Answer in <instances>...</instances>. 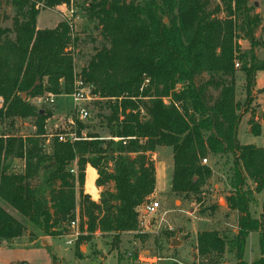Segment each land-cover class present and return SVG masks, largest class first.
<instances>
[{
  "label": "trees",
  "instance_id": "obj_1",
  "mask_svg": "<svg viewBox=\"0 0 264 264\" xmlns=\"http://www.w3.org/2000/svg\"><path fill=\"white\" fill-rule=\"evenodd\" d=\"M86 1L81 7L104 44L74 73L75 57L67 48L78 47L79 32L72 40L64 23L36 28L41 10L71 0H0V119L12 125L34 118L36 129L27 137L0 135V200L45 236L60 235L58 227L79 206L89 232L114 233L117 240L137 230V209L155 192L149 155L158 147L172 149L170 192L185 198L199 197L212 176L201 160L219 156L231 165L225 203L237 213L236 231L231 237L216 230L200 232L195 257L200 264L232 253L235 264H247L246 239L256 232L260 257L250 264H264V148L240 144L238 128L245 113L235 99L236 62L244 74L246 101L255 90L257 72H264V59L257 57L264 41L255 36L262 16L249 0ZM37 3L43 8L35 9ZM4 7L13 12L10 27L1 25L7 19ZM88 40L94 42L91 34ZM241 40L249 43L247 50L241 49ZM77 80L98 98L91 105L98 110L99 127L118 141L103 139L76 120L74 132L86 131V140L61 143L55 137L46 146L45 126L52 113L35 109L29 99L71 95ZM248 125L260 135L261 126L252 117ZM16 159L23 161L20 172L14 169ZM73 165L77 180L70 173ZM87 166L96 170V186L104 188L99 203L83 191ZM256 194L263 195L258 218L250 212L258 204ZM25 232V224L0 205V241Z\"/></svg>",
  "mask_w": 264,
  "mask_h": 264
},
{
  "label": "rangeland",
  "instance_id": "obj_2",
  "mask_svg": "<svg viewBox=\"0 0 264 264\" xmlns=\"http://www.w3.org/2000/svg\"><path fill=\"white\" fill-rule=\"evenodd\" d=\"M85 1L77 0L76 2L80 6L78 9L80 10L81 20L77 31L79 32L81 42L77 48L74 46L73 51L70 52L75 57L73 63L75 67L74 73H79L87 60L104 44L100 37L99 29H95V23L88 22L87 16L84 14V8L81 6L85 4ZM249 4L253 5L254 12L263 18L264 0H249ZM3 12L7 15V19L1 25L2 27H10L13 12L10 7H4ZM220 16H223V14ZM54 20H57L55 22L57 25L62 23L56 12L43 9L37 17V26L45 27L52 21L54 22ZM84 29L87 30V33L83 32ZM88 34H91L94 42L88 40ZM255 36L260 41H264V18ZM84 40L86 41L85 43ZM239 45L242 50L249 48V43L244 40L239 41ZM257 57L260 60L264 59V48L257 49ZM236 64L235 99L240 106V112H244V116L248 120L252 117L256 124H261V133L259 136H255L249 132L248 120L243 118L241 120L239 140L242 145L252 144L264 148V91L256 90L255 86V90L249 101H246L244 74L239 70V63L236 62ZM255 85L257 84L255 83ZM48 94L51 93H45L29 99V102L35 109H44L52 113L45 126L46 135L48 136L45 141L46 146L49 145L50 141L57 134L75 129V125L68 124V119L73 114L74 108L72 99L67 95H54V104H50L44 101ZM86 107L89 117H87L85 123L92 126L91 132H97L103 138L109 137L110 134L105 128L99 127L100 120L97 117L98 110L95 108V104L87 105ZM107 112L105 111V113ZM34 120V118L20 119L14 121L11 125L9 121L0 119V135L31 136L36 130ZM149 156L152 158L153 155ZM206 159L207 162L203 163L201 160V164L211 168L212 176L202 188V193L199 197L193 195L186 198L184 196H177L170 192L169 187L164 192L149 198V200L157 201L160 209L155 215L145 217V223L150 226L147 233L125 232L120 234L117 240H114L117 234L105 233L99 229L91 233L87 229V234L82 236L83 238L75 246H68L66 245V237L69 234L68 222H63L58 227L60 235H46L49 237L46 239L48 246L44 245L41 240L32 244L28 241L7 243L2 246L0 253L6 261L20 257L26 259V262L29 264H148L155 260L158 261V264H180L179 261L188 260L192 257L195 237L200 232L216 230L224 236L231 237L236 231L237 218L234 213L232 211L228 213L223 211V207L226 206L225 198L230 193L228 185L230 162L219 156H207ZM14 169L17 172L22 171L23 161L16 159L14 161ZM249 184L253 187L251 182ZM108 189H111V187H108ZM101 194L102 192L97 195L94 193L92 198L99 203ZM89 197L91 199V196ZM255 197L258 204L251 205L250 212L253 217L258 218L261 212L263 195L256 194ZM196 198H200V202L196 201ZM91 200L94 201L93 199ZM78 202L79 199L77 197V204ZM0 205L5 207L17 220L25 224L26 235L35 234L37 237H45L42 232L31 224L26 223L19 214L9 209L1 200ZM213 206H217L215 211L211 209ZM77 208L79 210V206ZM81 221L83 223L82 218ZM138 229L142 231L145 228L138 226ZM173 240L177 241L178 244L173 245ZM101 254H106V257L102 260L100 258ZM118 257L122 259H118ZM259 257L258 234L252 232L246 239L243 260L247 264H250ZM136 261L143 263H136ZM235 263L236 259L232 253H224L221 256L212 257L209 263L204 262L200 264ZM191 264L195 263L192 261Z\"/></svg>",
  "mask_w": 264,
  "mask_h": 264
},
{
  "label": "built area",
  "instance_id": "obj_3",
  "mask_svg": "<svg viewBox=\"0 0 264 264\" xmlns=\"http://www.w3.org/2000/svg\"><path fill=\"white\" fill-rule=\"evenodd\" d=\"M43 8V4L37 3L35 5V9ZM53 12L60 17L62 23H64L68 28V33L70 38L73 40L75 34L78 30V25L81 20L80 10L75 6L73 0L69 4H62L53 9ZM74 46L70 45L67 50L70 52L73 51ZM71 54V53H70ZM238 66V64H236ZM74 92L71 95H68L73 101V114L68 119V124L74 126L75 120L79 119V121H86L87 117H89V112L87 110V105H91V103L98 98L95 95H92L90 89L87 85L81 80H77L74 83ZM46 103L54 104V95L48 94L44 99ZM4 100L0 96V108L3 106ZM58 142L61 143H80L83 140H86V136L84 132H81L80 136H77L73 131L62 132L56 135ZM103 139H113L118 141L119 138L110 134L109 137ZM203 163L207 162V159H202ZM70 173L77 180L78 170L76 165H73L70 169ZM160 209L159 203L157 201L148 200L147 202L140 205L137 209V230L134 233H147L148 226L145 223V217L155 215V213ZM81 221L79 210L76 209L74 217L68 222L69 234L67 235L66 245L75 246L80 237L87 234V226L84 222ZM138 226L144 227V230H139Z\"/></svg>",
  "mask_w": 264,
  "mask_h": 264
},
{
  "label": "crops",
  "instance_id": "obj_4",
  "mask_svg": "<svg viewBox=\"0 0 264 264\" xmlns=\"http://www.w3.org/2000/svg\"><path fill=\"white\" fill-rule=\"evenodd\" d=\"M55 22H57V20H54V22L52 21L51 23H49L45 27H39V26H37V21H36V28L38 30L54 29L57 26V23L55 24ZM256 84H257L256 90H260V89L264 88V72L259 71L257 73ZM243 118H245V120H248V118H246L245 116L242 117V120H243ZM241 122H240V125L238 128V140L240 137ZM260 126H261V124H260ZM248 129H249V132H251V129L249 126H248ZM239 142H240V140H239ZM240 144H241V142H240ZM148 155H149V153H148ZM151 155H153L151 159L154 163V168H155V192L152 196H155L161 192H164L165 190H167L170 187L171 175H172V170H173L172 149L169 147H158V149L154 153H152ZM97 177H98V175L96 173V170H94L90 166H87L85 168V182H84L83 191H84V194L91 196V199H93L95 202H98V201H96L94 198H92V195L94 193H95V195H97L98 193H101L104 189L103 187L96 186L95 181H96ZM223 211H226L227 213L230 212V211H228L226 206L223 207ZM232 212L234 213L235 217L237 218V213L234 211H232ZM44 238H45V240H44ZM48 238L49 237L45 236V237H37V238L31 239L30 236H28L24 233L19 238H15L12 240H1L0 241V249L2 248L3 245H6L7 243H9V244L14 243V242L19 243L21 241H28L32 244V243H36L38 240H41L44 245L48 246V243L46 242V239H48ZM195 243H196V237H195ZM2 256L3 255H1V253H0V264H29L28 262H26V259H22L20 257H16L12 260L6 261L3 259ZM105 257H106V254L100 255L101 260L104 259ZM118 259H122V258L118 257ZM80 260H82V259H80ZM129 261H131V260H129ZM155 261L150 262L148 264H158V261H156V262ZM192 261L195 264H199V261L195 257L194 248L192 249V257H190L188 260L179 261V263L180 264H191ZM137 262H139V261H136V263ZM139 263H143V262H139Z\"/></svg>",
  "mask_w": 264,
  "mask_h": 264
},
{
  "label": "water",
  "instance_id": "obj_5",
  "mask_svg": "<svg viewBox=\"0 0 264 264\" xmlns=\"http://www.w3.org/2000/svg\"><path fill=\"white\" fill-rule=\"evenodd\" d=\"M263 18H264V16H263ZM26 96H27V93H23V94H21V98H23V99L26 98ZM172 244H173V245H176V244H178V242L175 241V240H173V241H172Z\"/></svg>",
  "mask_w": 264,
  "mask_h": 264
}]
</instances>
